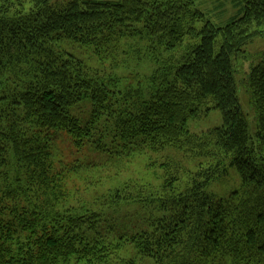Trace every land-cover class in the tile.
Returning <instances> with one entry per match:
<instances>
[{"label": "trees", "instance_id": "trees-1", "mask_svg": "<svg viewBox=\"0 0 264 264\" xmlns=\"http://www.w3.org/2000/svg\"><path fill=\"white\" fill-rule=\"evenodd\" d=\"M198 1L0 0V264H107L110 242L85 235L102 215L64 209L65 184L77 168L57 160L55 150L60 136L81 150L103 118L112 138L151 151L175 147L207 161L194 173L183 171L188 181L180 192L174 184L182 170L173 166L162 194L139 193L141 203L162 212L151 231L130 239L143 258L152 264H264V55L244 81L255 142L232 65L253 39L264 37V0H224L220 7L231 4L236 13L223 27L205 21L200 30ZM131 38L141 39L145 58L161 65L162 79L148 93L121 90L118 80L63 48L73 42L109 55L122 41L138 47ZM84 101L91 111L82 123L70 110ZM211 109L221 113V126L190 133L187 120ZM227 167L240 177L238 190L223 198L208 193ZM127 189L115 195L135 201ZM17 190L27 192L23 199Z\"/></svg>", "mask_w": 264, "mask_h": 264}, {"label": "rangeland", "instance_id": "rangeland-1", "mask_svg": "<svg viewBox=\"0 0 264 264\" xmlns=\"http://www.w3.org/2000/svg\"><path fill=\"white\" fill-rule=\"evenodd\" d=\"M223 3L224 0H200L195 3L193 9L204 15V19L198 20L195 27L200 30L205 21L215 27L225 26L236 13V8L228 3L220 7ZM129 41H132V44L139 41V46L130 49V46L122 41L117 52L109 55L95 54L92 47L73 42H66L63 48L91 70L106 78L118 80L121 90L126 87L139 88L148 93L151 87L156 88L153 84L157 85L162 79V70H158L161 65L145 58L146 50L144 51V42L141 39L131 38ZM263 55L264 37H256L244 49V54L232 61L237 98L247 123L248 134L254 142L256 119L244 81L251 65L257 64ZM90 111L89 101H84L70 110L82 123L88 120ZM103 121L104 118L99 123L98 133L92 136L81 150L71 148L70 142L64 136H60L57 141L56 159L63 161L69 168H77L76 173L73 172L65 184L69 201L64 203V209L69 208L77 214H85L86 208L102 215L95 230L85 235L88 239H94L98 235L110 242L111 255L107 264H152L149 259L140 255L130 239L138 233L151 231L153 222L162 216V212L155 204L152 206L149 203H141L138 200L141 197L139 193L145 191L162 194L163 185L171 171H167V168L173 166H179L182 170L179 180L174 184V192H180L188 181V176L184 175L183 171L194 173L199 165L204 166L207 161L175 147L167 146L162 150L151 151L147 147H141L138 142L129 144L112 138L106 135L105 130L108 129ZM221 124V113L211 109L207 113L189 118L187 129L192 134H200L218 128ZM99 130L102 134H99ZM25 178L23 175L20 180L25 182ZM126 186L128 189L125 192L129 191L135 201L120 200L115 195ZM239 187L240 177L236 169L227 167L223 176L208 185L207 192L223 198ZM23 193L27 192L17 190L16 198L23 199ZM77 264L89 263L81 261Z\"/></svg>", "mask_w": 264, "mask_h": 264}]
</instances>
